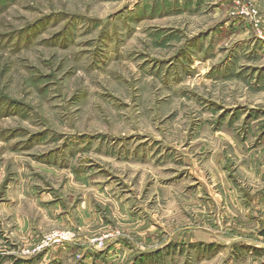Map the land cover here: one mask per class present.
Masks as SVG:
<instances>
[{
    "label": "rangeland",
    "instance_id": "rangeland-1",
    "mask_svg": "<svg viewBox=\"0 0 264 264\" xmlns=\"http://www.w3.org/2000/svg\"><path fill=\"white\" fill-rule=\"evenodd\" d=\"M0 264H264V0H0Z\"/></svg>",
    "mask_w": 264,
    "mask_h": 264
},
{
    "label": "built area",
    "instance_id": "built-area-1",
    "mask_svg": "<svg viewBox=\"0 0 264 264\" xmlns=\"http://www.w3.org/2000/svg\"><path fill=\"white\" fill-rule=\"evenodd\" d=\"M67 239H68V237L61 234V233L54 234L53 236H51L49 238L48 242L46 243V245L44 247L41 245L39 248H37V250H41L42 248H45L49 242L51 243L52 241H55V240H67Z\"/></svg>",
    "mask_w": 264,
    "mask_h": 264
}]
</instances>
